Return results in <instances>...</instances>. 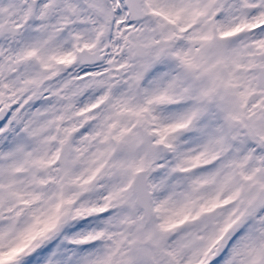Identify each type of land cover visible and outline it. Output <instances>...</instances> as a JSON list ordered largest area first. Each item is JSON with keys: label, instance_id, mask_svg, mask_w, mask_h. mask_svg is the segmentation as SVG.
Masks as SVG:
<instances>
[{"label": "snow or ice", "instance_id": "obj_1", "mask_svg": "<svg viewBox=\"0 0 264 264\" xmlns=\"http://www.w3.org/2000/svg\"><path fill=\"white\" fill-rule=\"evenodd\" d=\"M0 264H264V0H0Z\"/></svg>", "mask_w": 264, "mask_h": 264}]
</instances>
